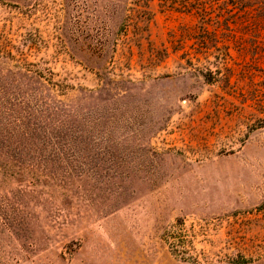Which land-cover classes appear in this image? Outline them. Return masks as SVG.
I'll use <instances>...</instances> for the list:
<instances>
[{"label":"rangeland","instance_id":"obj_1","mask_svg":"<svg viewBox=\"0 0 264 264\" xmlns=\"http://www.w3.org/2000/svg\"><path fill=\"white\" fill-rule=\"evenodd\" d=\"M0 264H264V0H0Z\"/></svg>","mask_w":264,"mask_h":264}]
</instances>
